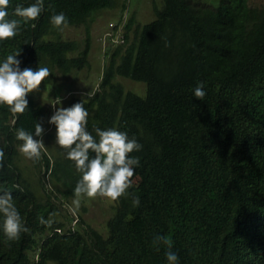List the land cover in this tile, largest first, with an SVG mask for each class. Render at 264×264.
Returning <instances> with one entry per match:
<instances>
[{
	"label": "trees",
	"instance_id": "16d2710c",
	"mask_svg": "<svg viewBox=\"0 0 264 264\" xmlns=\"http://www.w3.org/2000/svg\"><path fill=\"white\" fill-rule=\"evenodd\" d=\"M126 1L43 0L36 20H21L15 37L0 41V62L21 49V69L49 68L41 85L55 87L60 77L90 66V38L82 49L63 29L88 24L101 10L126 8ZM33 3L10 0L8 19H19L12 15L17 4ZM154 9L150 23L125 21L119 47L106 52L96 91L66 98L67 107L83 101L94 137L96 128H116L142 145L129 154L140 163L131 195L114 202L107 234L83 219L68 228L59 217V195L48 190L42 200L25 180L15 133H34L36 122L44 134L35 139L48 132V110L34 92L23 114L0 105V193L11 192L29 229L6 241L0 214V264H167L166 247L153 244L157 235L172 240L178 264H264V6L164 0ZM59 13L67 26L50 22ZM121 79L143 83L146 94ZM200 83L203 101L194 96ZM66 157L64 149L55 158L42 150L36 164L71 198L81 174ZM51 213L52 226L41 225Z\"/></svg>",
	"mask_w": 264,
	"mask_h": 264
},
{
	"label": "clouds",
	"instance_id": "9594fccd",
	"mask_svg": "<svg viewBox=\"0 0 264 264\" xmlns=\"http://www.w3.org/2000/svg\"><path fill=\"white\" fill-rule=\"evenodd\" d=\"M10 0H0V41H5L18 34L21 20L24 22L36 20L43 11V0H35V3L25 7L17 4L12 15L19 19H8ZM53 26L60 28L67 26L68 18L64 13L54 14L51 17ZM21 54L19 51L6 55L0 62V105L7 106L12 114H23L28 108L27 96L39 89L45 78L51 75L49 68L39 67L33 71L31 68L21 69ZM202 83L194 89V96L203 101L206 92ZM60 103V101H58ZM89 113L84 103L77 102L71 107H59L49 118L48 123L55 125V142L60 148L66 150L67 159L74 162L76 170L81 178L74 188L72 201L75 209H79L81 197L95 199L97 196L108 198L115 202L122 196L131 195L127 190L131 186V178L134 176L135 166H139L138 157H129L134 151H140L142 145L135 138L129 139L126 132L116 128L101 130L96 128L94 137L87 130V118ZM44 128L36 122L34 133L20 128L15 133V138L22 143L19 151L27 159L37 161L41 158L44 147L42 137ZM98 137V139H97ZM5 151L0 149V168L4 167ZM134 207L140 205L139 196H133ZM0 214L3 215V232L6 241H16L21 232H28L21 222V216L13 203L11 192L0 193ZM40 218L41 225L51 227L54 223L51 218ZM156 246L164 245L167 249L165 255L167 264H178V256L172 251L173 242L166 236L157 235L153 240Z\"/></svg>",
	"mask_w": 264,
	"mask_h": 264
},
{
	"label": "rangeland",
	"instance_id": "374dc122",
	"mask_svg": "<svg viewBox=\"0 0 264 264\" xmlns=\"http://www.w3.org/2000/svg\"><path fill=\"white\" fill-rule=\"evenodd\" d=\"M163 1L127 0L126 8L119 6L115 9H104L95 13L88 24L67 26L63 29V37L68 40L77 41L82 49L86 47L87 39L90 38V66L76 72L74 75L60 77L58 85L55 87L40 85L39 89L34 91L37 101L48 110V116L46 117L48 132L42 138L44 143L42 150L52 158L59 155L62 148L56 145V127L48 123L49 118L57 108H67L66 98L69 96L76 94L88 97L96 91L107 62L106 52L109 49L115 51L119 47L117 44L119 39L117 38L121 37L123 33L125 21L132 17L143 24L152 22L157 18V13L154 9L155 4L160 6L163 4ZM202 1L214 5H218L220 2V0ZM251 3L255 6H264V0H251ZM121 81L128 89L136 90L142 96L146 94V87L143 83H135L125 79H121ZM37 161L27 159L22 153H19L17 158V164L25 180L31 184L40 199H45L48 190H54L59 195L57 201V203L60 201V204H58L61 206L59 217L66 222L68 228L78 226L80 224L79 220L83 219L84 225H90L100 232L107 234V222L114 214V202L100 196H97L95 199L81 197L79 209L74 210L75 205H73L72 201L75 197L67 198L60 194L53 181H51V176H49L47 171L45 172V168L41 164L40 167L36 164ZM71 212L74 214L73 216Z\"/></svg>",
	"mask_w": 264,
	"mask_h": 264
},
{
	"label": "built area",
	"instance_id": "2783aa9c",
	"mask_svg": "<svg viewBox=\"0 0 264 264\" xmlns=\"http://www.w3.org/2000/svg\"><path fill=\"white\" fill-rule=\"evenodd\" d=\"M120 37V36H119ZM119 37L117 39H119Z\"/></svg>",
	"mask_w": 264,
	"mask_h": 264
}]
</instances>
